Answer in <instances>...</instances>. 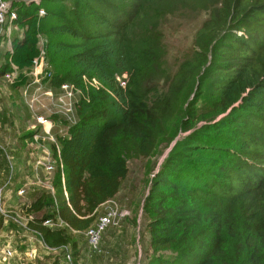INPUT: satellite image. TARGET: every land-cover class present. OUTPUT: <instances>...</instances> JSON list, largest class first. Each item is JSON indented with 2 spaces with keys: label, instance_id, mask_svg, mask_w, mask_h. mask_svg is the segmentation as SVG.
Returning a JSON list of instances; mask_svg holds the SVG:
<instances>
[{
  "label": "trees",
  "instance_id": "1",
  "mask_svg": "<svg viewBox=\"0 0 264 264\" xmlns=\"http://www.w3.org/2000/svg\"><path fill=\"white\" fill-rule=\"evenodd\" d=\"M4 1L17 18L14 54L0 53V82L12 63L17 81L32 82L42 36L45 89L58 95L70 84L81 93L76 121H62L66 135L48 118L47 140L40 124L41 133L34 127L22 137L28 146L45 142L52 157V170L38 167L52 176L51 189L33 188L22 210L33 217L27 229L57 254L48 253L49 264L67 249L78 264L89 247L79 235L119 196L129 160L165 148L143 205L151 253L142 264H264V0ZM190 13L206 19L187 57L158 74L174 45L164 33L180 34ZM4 161L2 193H15Z\"/></svg>",
  "mask_w": 264,
  "mask_h": 264
},
{
  "label": "rangeland",
  "instance_id": "2",
  "mask_svg": "<svg viewBox=\"0 0 264 264\" xmlns=\"http://www.w3.org/2000/svg\"><path fill=\"white\" fill-rule=\"evenodd\" d=\"M205 19V15L190 13L189 18L181 23L183 29L180 34L173 38H169V35L164 33V38L169 40V42L173 41L174 45L168 47V44V46L165 47L166 54L163 55L161 61L156 64L158 74L161 70L167 71V74H169L173 70V65L176 63L178 64L180 58L184 60L187 57V50L191 48L194 35L198 31V28L204 23ZM177 26H180V24L174 27ZM9 27L10 30L7 31L2 41L3 49L8 51L10 50L11 41L13 40L12 31L14 30L13 24H10ZM167 32H169V30ZM18 35H22V32H18ZM38 49L40 51L39 56H41L43 52V55L45 54V40L42 36L39 38ZM1 64L3 63L0 62V65ZM158 74L157 77L159 76ZM28 84L29 83L24 81V79L14 83L6 82L4 79L0 82V115L2 118L1 125H3V127L0 128V157L2 156V158H5L4 163L6 165V170H8L5 180L8 179V182L14 181V183L18 185L15 193L6 191V201L10 200L12 204H16L14 208L13 206L6 208L7 221H10V224L8 225V222L7 226L11 228L13 227L11 224H13L19 231V234L14 236V228H11L12 232L8 237L10 238L9 243H6L4 238H0V248L5 249L10 245L12 249L20 253L22 259L15 255L13 260H11V264H28L29 261L33 262L31 264H49V258L52 255L46 252L41 244L40 238H36L28 232H25L27 228V219L29 218L24 215V211L22 212V210L33 200L30 196L33 188L41 189L46 187L51 189L50 181L52 180V176L42 173L41 169H38V167H46L47 164L51 165L52 157L45 142L44 144L40 143L41 145L35 143L36 145L30 144L28 146L22 137L27 130L42 125L45 135L44 141L47 140L49 138L48 135H50L47 133H51V130L54 128V124L52 122L51 124L48 118L56 122L55 134H57V136L66 135L68 126L63 124L62 121L66 119L68 125H71L76 120L71 116L72 114L70 115L71 117H68L63 112V114L61 113L63 116L57 115L56 112L60 109L54 104L49 103L47 99H41L40 103L34 105V109H31V112L29 109L31 108V104H27L26 97L23 94ZM41 86L43 90L46 88L44 82L41 83ZM79 97V94H77L74 102L77 101ZM12 110H14L15 113H11L10 116H8V112ZM43 118L48 121L45 125L41 124ZM39 128L40 127H37L36 130ZM41 132L40 128L39 133ZM41 137L43 136L37 134V140H40ZM49 140H51V138ZM167 153L168 149L165 148L162 149V153L156 157L148 159L139 157L129 160V176L124 182L122 190L115 201L122 208L127 209L130 212V216L122 221L119 226L109 227L106 230L102 237L100 252L94 251L97 252L95 253L96 255L86 246L84 253L88 254V252H90L92 253V257L90 255L86 258V254L83 258L84 260L81 261L82 264H142L150 255L149 237L145 229L147 219L143 213V205L149 191L151 174L153 175L154 170L159 167ZM32 164H36L37 166L34 168V171L32 170ZM13 173H15V176H12ZM3 195L2 193L0 199ZM10 210L14 211L9 212ZM101 210L100 214L104 213L106 208L103 207ZM8 215L14 218H8ZM86 234L87 232L79 235L84 243L87 241ZM14 239H17L19 244L15 243ZM20 242L26 248L20 245ZM18 245L20 246L18 247ZM30 245L32 249L37 250V258L34 253H32V257H29L28 254L30 253L27 254L28 256L25 255ZM20 248L24 251L20 250ZM60 253L59 251V254ZM9 254L12 255V253ZM27 257L29 260H27Z\"/></svg>",
  "mask_w": 264,
  "mask_h": 264
},
{
  "label": "built area",
  "instance_id": "3",
  "mask_svg": "<svg viewBox=\"0 0 264 264\" xmlns=\"http://www.w3.org/2000/svg\"><path fill=\"white\" fill-rule=\"evenodd\" d=\"M40 15L43 16L44 11H41ZM16 18L17 15L15 13H11L10 4H8V2H5L4 0H0V53L3 49V37L7 34V31L10 30V27L6 28V24L8 20L10 24H12L13 20H15ZM9 51L12 56L14 54V51L11 46ZM43 53H41V56H38L33 60V69L29 73V75L32 77V82L27 85L26 89L23 92L24 96L26 97L27 104H31V109H34V105L40 103L41 99H47L49 100V103L54 104L57 108L60 109L58 110V113L63 112L65 115L70 116L74 113V99L77 94L81 93L70 84H64L61 87V92L58 95L52 89L43 90L41 83L43 82L46 69V57L45 54L43 55ZM10 62H12L11 58ZM11 65L12 72H7L4 78L8 82L14 83L17 81L16 79L19 72L13 63ZM47 76L50 77V73L47 74ZM87 83L90 86L96 88H99L100 86V84L95 79L92 81L87 80ZM47 122L48 121L43 118L41 124L45 125ZM47 134L50 133L48 132ZM47 167L49 171L53 169L48 164ZM2 192L3 190L0 189V196L2 195ZM105 212L106 213L104 215L99 217L96 226L88 230L86 234L89 248L93 251L100 252L103 234L109 227L119 226L120 223L124 221V219L130 216V212L127 209L122 208L116 201H110L106 207ZM32 218V216L29 217V219ZM30 256L32 257V254ZM66 257L68 263L73 264L71 255L67 254Z\"/></svg>",
  "mask_w": 264,
  "mask_h": 264
},
{
  "label": "crops",
  "instance_id": "4",
  "mask_svg": "<svg viewBox=\"0 0 264 264\" xmlns=\"http://www.w3.org/2000/svg\"><path fill=\"white\" fill-rule=\"evenodd\" d=\"M3 159L4 158H2V162H3ZM1 188V187H0ZM7 193V192H6ZM6 193H4L5 194V200H1L0 199V238L1 239H5V242L6 243H9V239L10 238H8L9 237V234L12 232L11 231V228H14V232H13V234H14V236H16L17 234H19V231H18V229L17 228H15V226L13 225V224H11L13 227H8L7 226V223H8V225L10 224V221L8 220L7 221V217H6V208H10L11 207V202H9V201H6ZM11 193V192H10ZM3 203H4V205H3ZM15 207V205H13V208ZM12 211H14V210H10L9 212H12ZM16 214V213H15ZM9 216V215H8ZM8 218H11V219H13L14 217L12 216H9ZM12 223V222H11ZM25 232H28L29 234H31V235H33V236H35L36 238H38V235L36 234V233H34V232H32V231H29L27 228H26V231ZM6 235H7V238H6ZM11 240H13V239H11ZM15 240V243H18L19 244V242H18V240L17 239H14ZM41 244H42V242H41ZM20 245H22V243L20 242ZM20 245H18V247L20 246ZM24 248H26L24 245H22ZM42 246H43V244H42ZM28 249V252L25 254L26 256H28L29 255V257H30V255L32 254V253H34L35 254V256H36V258H37V250H34V249H32L31 248V245H30V248H27ZM90 249V248H89ZM20 250H23L22 248H20ZM24 251V250H23ZM90 251L94 254V255H96L95 253H97V252H94V251H92L91 249H90ZM46 252L47 253H49L47 250H46ZM67 254H69V250L67 249ZM9 253H12V255H10ZM28 253H30V254H28ZM92 253H90V252H88V254L87 253H84V249L81 251V255H80V257H79V259H78V264H82L81 263V261L82 260H84L83 258L85 257V255L87 254V257L86 258H88L90 255H91V257H92ZM28 254V255H27ZM49 254H56V252H54V253H49ZM18 256L20 259H22V257L20 256V253L17 251V250H14V249H12L11 247H10V245H9V247H7V248H5V249H1L0 248V264H11L12 263V261L11 260H13V257L14 256ZM27 260H29L28 259V257H27ZM53 261V259H51V262ZM31 263H33V262H31V261H29L28 262V264H31ZM60 264H69L68 263V260H67V257H65L63 260H61L60 261Z\"/></svg>",
  "mask_w": 264,
  "mask_h": 264
}]
</instances>
